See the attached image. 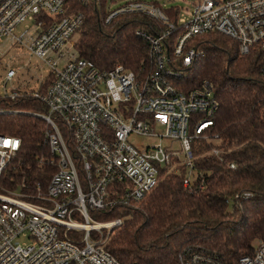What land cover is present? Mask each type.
Instances as JSON below:
<instances>
[{
    "label": "built area",
    "instance_id": "built-area-1",
    "mask_svg": "<svg viewBox=\"0 0 264 264\" xmlns=\"http://www.w3.org/2000/svg\"><path fill=\"white\" fill-rule=\"evenodd\" d=\"M107 1L0 0V60L23 48L49 70L36 90L7 93L6 84L16 77L7 68L0 100L27 96L45 106L39 117L55 166L45 189L30 191L17 160L20 140L0 134V264H122L105 249L122 219L99 222L92 213L138 203L156 187L164 167L184 166L183 184L189 186L196 175L192 144L207 137L219 106L207 80L189 89L176 86L200 55L190 42L219 33L237 44L240 55L259 51L264 59V0H196L183 24L178 11L173 23L171 8L154 2ZM90 10L102 13L106 24L125 15L158 24L135 31L148 45L150 69L100 70L80 59L74 39ZM135 136L156 142L138 146L130 142ZM177 264L223 263L187 249ZM238 264H264V242Z\"/></svg>",
    "mask_w": 264,
    "mask_h": 264
},
{
    "label": "trees",
    "instance_id": "trees-1",
    "mask_svg": "<svg viewBox=\"0 0 264 264\" xmlns=\"http://www.w3.org/2000/svg\"><path fill=\"white\" fill-rule=\"evenodd\" d=\"M177 11H167L173 23ZM101 14L87 13L75 42L78 57L100 70L121 65L139 74L150 69L148 45L135 31L158 24L138 15L106 24ZM190 45L200 55L183 69L176 86L189 89L207 80L219 106L207 137L192 144L196 175L189 186L183 184L188 177L184 166L164 167L156 187L138 203L92 213L99 222L124 219L105 246L122 264H177L178 254L187 249L238 264L240 257L252 255L256 241L264 242L263 54L242 56L237 44L219 33L196 37ZM0 109V134L21 142L17 160L28 189H45L55 172L46 124L39 117L45 106L26 96L0 100ZM213 149L220 155H212Z\"/></svg>",
    "mask_w": 264,
    "mask_h": 264
},
{
    "label": "rangeland",
    "instance_id": "rangeland-1",
    "mask_svg": "<svg viewBox=\"0 0 264 264\" xmlns=\"http://www.w3.org/2000/svg\"><path fill=\"white\" fill-rule=\"evenodd\" d=\"M108 0V5L113 6L116 4L122 5L134 0ZM146 2H154L159 4L163 9L178 8L180 22L186 23L189 19L190 11L193 7V3L196 0H144ZM224 1V0H218ZM78 36V35H77ZM75 37V41L77 39ZM0 93H3V77L7 68H11L16 71V77L9 83L6 84L5 90L10 93L13 90H36L38 87V79L44 80L49 74L47 66L40 60L30 57L29 52L23 48L10 50L5 56L0 60ZM180 69V68H179ZM130 142L135 145H144L149 143H155L156 141L142 138V137H132ZM177 147V145H173ZM175 151L179 152V149L174 148ZM124 223V219H122ZM104 234L107 235L106 231ZM258 242L256 241L253 245L255 246Z\"/></svg>",
    "mask_w": 264,
    "mask_h": 264
}]
</instances>
